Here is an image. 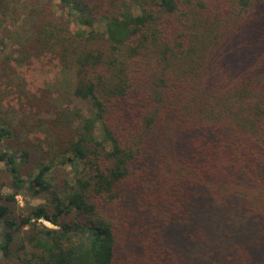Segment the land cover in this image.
<instances>
[{"label": "trees", "instance_id": "16d2710c", "mask_svg": "<svg viewBox=\"0 0 264 264\" xmlns=\"http://www.w3.org/2000/svg\"><path fill=\"white\" fill-rule=\"evenodd\" d=\"M18 2L12 42L92 109L43 94L25 176L0 124V264H264V0Z\"/></svg>", "mask_w": 264, "mask_h": 264}, {"label": "rangeland", "instance_id": "374dc122", "mask_svg": "<svg viewBox=\"0 0 264 264\" xmlns=\"http://www.w3.org/2000/svg\"><path fill=\"white\" fill-rule=\"evenodd\" d=\"M48 1L53 12L57 11V0ZM4 3L7 6L6 14L0 15V124L11 125V143L28 153L21 166L25 176L37 171V164L48 156L47 148L43 145L45 134L40 121L48 115L47 110L50 108L47 109L49 104L45 96L52 105L67 106L73 111L78 109L83 115H89L92 108L89 102L71 94L67 84L70 74L58 59L50 54L40 58H26L21 53L11 38H14V32L20 30L19 27L25 22V8L19 2L14 3V0H4ZM133 10H136L135 7ZM97 25L98 30H104L101 18ZM43 94L45 103L41 98ZM94 135L100 138L98 127ZM49 142L47 140L45 144L48 146ZM65 167L67 171L70 169V165ZM41 202H44L42 197L18 195L17 205L11 204V207L15 212H22L27 206Z\"/></svg>", "mask_w": 264, "mask_h": 264}]
</instances>
